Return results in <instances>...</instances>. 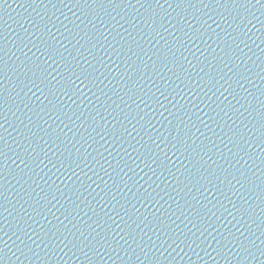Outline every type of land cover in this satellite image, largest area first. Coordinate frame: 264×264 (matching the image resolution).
<instances>
[{"label": "water", "instance_id": "95a60500", "mask_svg": "<svg viewBox=\"0 0 264 264\" xmlns=\"http://www.w3.org/2000/svg\"><path fill=\"white\" fill-rule=\"evenodd\" d=\"M262 5L0 0V264H264Z\"/></svg>", "mask_w": 264, "mask_h": 264}, {"label": "snow or ice", "instance_id": "6c2138e0", "mask_svg": "<svg viewBox=\"0 0 264 264\" xmlns=\"http://www.w3.org/2000/svg\"><path fill=\"white\" fill-rule=\"evenodd\" d=\"M110 2H111V0H110ZM215 2H216V3H220V0H215ZM227 2H229V0H225V3H227ZM231 2H232V3H236L237 0H231ZM249 2H250V0H249ZM256 2H257V3H260V0H256ZM205 7H207V5H205ZM262 7H264V5H262ZM261 14L264 15V12H262ZM253 18H254V19H258L257 17H255L254 14H253ZM211 19H212V17H211V16H208V20H211ZM208 20H205V21H204V24L207 25V29H211V30L214 32L215 29H212V24H209V23H208ZM212 22L215 23L214 20H213ZM251 22H252L251 20H248V23H249V24H250ZM241 23L243 24V20H241ZM45 27L47 28V25H45ZM53 27H54V25H53ZM217 27H219V25H217ZM244 27H247V25L245 24ZM262 27H264V23H262ZM207 29H206L205 31H207ZM49 32H50V29H49ZM194 32H195V33H201V29H199V28L194 29ZM245 34H246V33H245ZM185 35H188V34L185 33ZM196 38H202V36H201V35H198V36H196ZM189 39H193V37H192V36H189ZM76 79H77V80H80V77L77 76ZM241 79H243V77H241ZM80 82L83 83L82 80H81ZM238 83H239V81H238ZM33 87L39 89V85L35 84V82H33ZM229 87H230V86H229ZM241 87H243L242 84H241ZM30 90H31V89H30ZM225 91H229V90H228V89H225ZM231 94H232V93L229 92V95H231ZM161 95H163V93H161ZM221 95H224V93L221 92ZM165 99H167V97H165ZM225 99H227L226 96H225ZM103 138H104V137L101 136V139H103ZM0 155H3V153L0 152ZM53 167H55V165H53ZM237 182L239 183V181H237ZM129 191H131V189H129ZM213 215H214V214H213ZM229 215H232V217H233L234 220L236 219V217H235L231 212H229ZM242 234H243V233H242ZM25 235H27V233H25ZM201 235L203 236L204 233L202 232ZM28 238L31 239V237H28ZM206 239H207V238H205V241H204V242H206ZM33 242H34V241H33ZM105 242H107V241H105ZM173 243H176V242L173 241ZM176 246L179 247L180 245H179V244H176ZM198 246H199V245H198ZM65 247H67V245H65ZM169 247H171V245H169ZM189 247H191V246L189 245ZM241 248H244V246H243L242 244H241ZM30 250H31V249H30ZM214 250H215V249H214ZM244 250L247 252V249H246V248H245ZM22 254H23V253H22ZM249 254H251V253H249ZM85 255L87 256V253H85ZM261 255H264V251L261 252Z\"/></svg>", "mask_w": 264, "mask_h": 264}]
</instances>
